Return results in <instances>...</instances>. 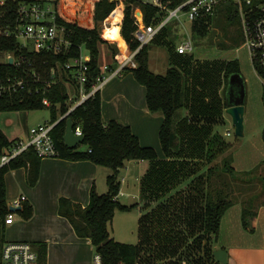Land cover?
<instances>
[{
    "label": "trees",
    "instance_id": "16d2710c",
    "mask_svg": "<svg viewBox=\"0 0 264 264\" xmlns=\"http://www.w3.org/2000/svg\"><path fill=\"white\" fill-rule=\"evenodd\" d=\"M133 2L134 0L125 1L120 23V34L125 41L127 52H132L138 46V41L133 34L135 30L132 17ZM116 5V0H97L90 2L86 9L73 17H67L62 13L60 5L56 4V20L64 27V35L69 39V45L65 47L62 44L59 50L50 46L39 52L27 51L28 76L21 73L20 70L16 72L19 78L27 80L25 87L0 97V111L48 108L50 110L49 122L60 119L51 131L53 142L58 151L57 157L67 160H89L111 169V173L106 176L108 189L105 193L98 194L92 186L89 202L85 207L68 198L61 197L58 209L60 215L69 220L78 236L90 238L95 252L101 255L102 264H183V262L185 264L189 261L191 252L189 244L185 246L188 237L185 227H189L191 231H195L198 227L197 234H194V242L199 249H202L203 256L197 258L196 264H221L215 260L213 250L221 218L225 211L233 204L239 203L242 226L252 231L253 219L257 215L259 207L264 206V160L249 170H235L232 166L231 153L224 154L230 149L231 144L220 134L211 131L214 126L223 122L221 108L228 106L229 76L236 73L242 78L239 63L235 59L228 60L223 64L221 68L225 95L224 98H220L212 93V97L216 98L213 102L216 103L210 104L209 100L204 101L208 94L195 88L203 87L202 79L197 80V84L195 83L191 87V85H187L189 80L177 66L171 65L164 74L151 71L148 66L150 44L143 46L136 53L134 57L137 63L136 67L125 68L124 71L132 72L134 78L145 87V102L148 110L160 112L163 115V121L159 128V141L163 154L169 159L160 160L153 147L141 145L138 137L127 124L116 119L103 121L99 90L69 111L70 107L80 98V86L75 76L76 66L71 65L69 60L78 58L81 55L82 47L88 51V77L83 87L86 92L89 91L100 75L98 67L99 44L106 42L100 36L98 24L109 15ZM141 8L146 24L155 22L163 15V12L148 4H141ZM233 10L235 7L232 3H224L218 7L217 14L222 12L229 20L233 17ZM116 14L117 16L113 15L112 17L118 20L120 11H116ZM213 17L208 16L193 22V32L198 36L205 34ZM170 29V26L167 25L160 32L163 30L164 37L168 36L167 45L171 56L180 57L184 54L174 51L175 45L171 44L173 37L170 36ZM117 31L116 26L105 28L103 36L108 40L114 39L117 36ZM119 45H123L121 39ZM0 46L14 49L15 43L13 40V42L9 41L5 44L0 39ZM253 66L264 81V66L255 63ZM2 68L15 72V69L8 64L3 65ZM33 71L39 74V80H35V76L32 75ZM242 81L244 83L243 78ZM68 83L73 87L72 93L76 94L73 98L68 89ZM44 98L48 101V105L43 103ZM187 98L188 101L192 100L194 103L197 99L200 104L196 103L195 108H191L189 111L190 120L185 118L183 125L187 127L188 133L196 138L198 136L195 135L205 128V133L210 137L204 142V157L210 163L215 157L221 155L220 163L208 166L204 178L199 177L203 185L200 189V200L191 198V194L187 193L185 199L182 197L180 199L182 206L179 208L180 210L177 209L178 213L174 212L179 207L178 205L171 209L168 206H161L162 202H160L141 217L139 242L133 244L113 239L110 236L108 224L115 211H127L135 207V204L124 205L116 198L120 189L119 172L125 161L131 159L155 161L158 170H161L163 174L162 183L158 180L154 187L158 188V195L153 196L149 189L154 186L153 182L155 181L150 174L144 175L142 178V192L147 194L149 201H157L161 194H167L166 196H170L169 199L172 198L171 202L173 203L180 193L178 190L175 195H172L169 190L175 185L174 180L180 182L184 178L182 175L187 173L186 169L190 164L195 163L190 161L195 158V155L203 156V152L200 155L203 150L199 147L190 150L189 158L181 157L186 153L180 146L183 137L178 134L177 123L180 122L178 121L179 113L184 108ZM262 102L264 108V87ZM67 118H71L73 129L76 126L80 127L83 135V141L74 147L66 146L63 141ZM197 118L202 119L201 126L197 125L196 122L199 121L196 120ZM205 121L207 122L205 123ZM262 139L264 141V128L262 129ZM13 140L0 130V151L3 146ZM81 145H85V147L81 148ZM40 159L34 150L29 148L9 164L0 167V253L5 243L3 237L5 217L10 212L5 194V174L10 169L24 166L28 182L34 184L38 177ZM191 171L194 170L191 169ZM166 177H169L168 181H164ZM173 196L176 198L174 199ZM17 212L22 218L27 219L32 215V205L24 201ZM163 215H167L168 218L163 219ZM204 239L207 240V243H203ZM35 264H45V249H39Z\"/></svg>",
    "mask_w": 264,
    "mask_h": 264
},
{
    "label": "crops",
    "instance_id": "0c3cea01",
    "mask_svg": "<svg viewBox=\"0 0 264 264\" xmlns=\"http://www.w3.org/2000/svg\"><path fill=\"white\" fill-rule=\"evenodd\" d=\"M120 39L123 42L122 46L119 45ZM101 44H107V46L111 47L112 53L109 55V60H107L104 55L105 52L99 48V69L103 65H109L111 68L117 66L123 54L126 52V44L120 34V25L114 40H106L105 43H100L99 46ZM165 57L167 65L164 67V71L159 74H164L166 69L173 65L172 63L175 61V56H171L170 53L165 54ZM85 58H89V54ZM151 60L152 58L148 51L149 69ZM219 71L223 77L222 68L219 67ZM131 73H127V71L121 72L119 75L107 80L100 88L102 119L104 122L116 119L127 124L131 131L138 137L141 145L153 147L160 160H168L169 158H166L163 154L159 141V128L163 121V115L160 112H150L148 110L145 102V87L139 84ZM221 82L224 85V78ZM204 101H208L207 97ZM198 103L200 104V102ZM195 105L196 103L194 101H188L187 98L184 108L179 113L180 118L178 121L180 122L177 123V130L178 134L183 137L182 141L186 140L188 134V129L183 125V121L185 118L190 120L189 111L191 108H195ZM225 108H221L222 119V110ZM196 120L200 121L196 122L200 126L202 119L197 118ZM213 129L215 130V126ZM213 129H211L212 132ZM0 130L9 139L24 135L22 130L14 131L15 133L10 134L11 136L6 134V131H4L6 129L3 130L0 128ZM143 163L144 160L140 159L125 161L122 168H132V173L138 183L139 190L138 193L124 191V185L127 184L131 172L125 171L122 175L119 173L120 189L116 196L120 203L127 206L135 204V207L138 208L139 213L136 216L137 223H135L137 225V240L135 242H127L133 244L139 242L141 237V217L156 204L162 202V197L167 195L161 194L159 200L149 201L147 194H143L142 178L146 170V165L143 167ZM109 173H111L110 168L97 165L89 160H67L59 157H44L40 159L36 182L30 184L27 180L26 168L24 166L10 169L5 174L7 204L11 206L14 198L24 194L26 196V202L32 205V215L24 219L17 211H14L13 222L10 224L5 223L4 230L9 234L7 238H4L5 242L15 240L30 241L37 255L39 249H45V264H92L95 247L89 237L78 236L69 220L63 215H60L58 211L59 199L61 197L68 198L72 202L85 207L89 202V194L92 186L98 194L107 191L106 176ZM121 196H131V198L139 197L140 201L126 203L125 200H120ZM132 209L117 211L129 213ZM239 210L241 213V205L235 203L223 214L219 232L214 243V249L223 248L226 250L227 264H264V206L259 207L257 215L253 219L252 231L240 226L241 214ZM117 211H115L113 218ZM167 218V215H163V219ZM232 218L234 219L231 222Z\"/></svg>",
    "mask_w": 264,
    "mask_h": 264
},
{
    "label": "rangeland",
    "instance_id": "374dc122",
    "mask_svg": "<svg viewBox=\"0 0 264 264\" xmlns=\"http://www.w3.org/2000/svg\"><path fill=\"white\" fill-rule=\"evenodd\" d=\"M44 6L46 7L47 3H45ZM71 7L72 11L69 9L70 7L67 8L62 5L63 11L66 10L65 13L70 14V16L72 17L74 14L73 9H77V13H79L83 10L81 8H84V6L81 4H72ZM236 10L237 9L235 8V10L232 11L233 17L229 20L226 19L222 12H219L216 16L213 17V21L208 31L200 36L193 32V22L189 21L184 15L181 16L182 25H180L179 22H177L175 19L171 20L168 25L171 28L170 36L173 37V41L171 42L172 45H176L186 37L192 38L193 41L192 51L187 55L184 54L180 57L176 56L174 58V63H171L173 64V66H177L183 72V74H185V78L189 80L187 82V85H191L192 87L197 82V80L202 79V81H204L202 84V88L198 89L197 87L199 86L197 85V87L195 88L198 91L202 90L203 92L205 91L206 94H208L207 99L209 100L210 104L216 103L213 102V100L216 98H214L215 96L212 97V93L217 95V97H219L220 95V98H224L225 95L224 85L221 82L223 77L219 71V67L221 68L223 64L228 60L236 59L238 61L241 76L244 80L243 84L245 93L243 103V135L238 136L235 134L231 116L225 111V109L222 110L223 122H221L219 125H216L215 130L213 129V131L220 134L228 143L231 144L230 149H228L224 154L231 153L233 160L232 165L235 167V170L245 171L253 168L258 162L264 160V141L262 139V129L264 128L262 91L264 87V81L255 72L249 55V51L243 43L240 20ZM77 13H75L74 15H76ZM98 28L103 34V25L101 24V22H99ZM162 31L158 33V35H156L154 40L150 43L149 54L152 58V60L150 61V69L155 73H162L164 71V67L167 65L165 54L167 55V53H170L169 47L167 45L168 36L164 37ZM99 48L101 51L105 52L103 53L106 59L109 60V55L112 53V48L107 46V44H101ZM87 54H89L88 51L85 49V47H82L81 56L85 58L87 57ZM158 59L160 60L159 62ZM165 61L166 63H164ZM73 62V59L69 60V63L71 65L73 64ZM122 72L125 71L123 70ZM127 73H130V71H127ZM68 89L70 91L71 97H75L76 94L72 93L73 87L70 83H68ZM195 103H198L197 99H195ZM49 118L50 110L48 108L37 110L0 111V128L3 130L6 129L4 131H6V134H8L9 136H11L10 134H14L15 132L21 130L25 134L31 126L42 123L44 121H48ZM206 122L207 121H205V123ZM25 129H27V131L24 132ZM227 131L229 132V134H226ZM205 132V128H202L201 132L195 135L198 136L197 138L188 133L186 140L182 141L180 146L181 149L185 150L184 152L186 153V157L181 155L182 158H189L188 154L190 150H195L199 147H201L203 150L200 152V155L203 152V156L198 157L195 155V158L190 160L195 163L193 165L190 164V166L188 167L189 169H186L187 173H182V176L184 178L181 179L180 182L174 180L177 184L175 183V185L169 188L172 195H175V192L180 190L178 198L172 203V198L169 199L170 196H164L162 197L163 200L161 206H168V208L170 207L171 209H174L178 205L179 207L174 211L178 213L177 209L182 206L180 199L181 197L185 199L187 193L191 194V198L200 200V189L203 185L201 184L199 177L202 176V178H204V174L208 166L216 163L219 164L221 158V155H218L212 162L208 163L206 161L204 157V142L210 136ZM80 147L84 148L85 145H81ZM144 166L146 167L144 175L150 174V176H153V179L155 180L153 182L154 186L150 187L149 189L151 190L152 195L156 196L158 195V188L154 187L156 186L158 180L162 183L163 174L161 170H158V166H156L155 161L144 160L143 167ZM124 169H120L119 173H121V175L125 171H131L128 177V182L124 185V191L138 193L139 186L132 173V168L130 169L128 167V169ZM191 169L194 171H191ZM168 180L169 177H166L164 181ZM173 197L174 199L176 198L175 196ZM120 200H125L126 203H134L140 201L139 197L131 198V196H121ZM138 213L139 211L137 207L133 208L129 213L117 211L115 217L112 218V220L108 224L110 236L113 239L121 242H135L137 240V225L135 223H137L136 216ZM233 219L234 218L231 219V222ZM240 226H242L241 222ZM197 228L195 229V231H191L189 227H185L186 231L188 232L185 246L189 244L191 251L189 254V261L185 264H196L197 258L199 256H203L202 249H199L196 242H194V234H197ZM8 236L9 234H7V232H5L4 230L3 237L7 238ZM203 243H207V240L204 239Z\"/></svg>",
    "mask_w": 264,
    "mask_h": 264
},
{
    "label": "built area",
    "instance_id": "2783aa9c",
    "mask_svg": "<svg viewBox=\"0 0 264 264\" xmlns=\"http://www.w3.org/2000/svg\"><path fill=\"white\" fill-rule=\"evenodd\" d=\"M93 1L97 0H0V39L5 44L9 41L13 42V40L15 43L14 49L0 46V97L25 87L27 80L22 77L19 78L16 72L20 70L21 73L28 76L27 51L39 52L50 46L59 50L62 44L65 47L69 45V39L64 35V27L58 24L56 20V4H59L62 13H65L66 10L63 11L62 5L67 8L70 7L69 9L72 11V4H81L84 6L81 9L84 10ZM116 1L117 5L101 21L103 30L113 26L118 28L121 23L126 0ZM45 3H47L46 7L44 6ZM224 3H232L237 9L243 43L249 51L252 64L264 66V1L134 0L132 3V17L135 24L133 34L138 41V46L132 52L126 51L116 67L111 68L109 65H103L100 69V75L87 92L84 90L83 84L88 77L87 60L89 58H83L81 55L75 58L73 64L76 66L75 76L81 94L76 104H80L86 98L93 96L107 80L119 75L125 68L136 67L137 63L134 59L136 53L143 46L150 44L160 30L167 26L171 20L175 19L182 25L181 16L184 15L189 21L197 22L202 18L215 16L218 7ZM141 4H148L157 8L163 12L162 17L153 23L146 24L143 19ZM116 11H120V15L117 17L118 20L112 17L113 15L117 16ZM73 12L75 14L78 10L73 9ZM65 16L72 17L70 14ZM100 36L108 40L101 31ZM192 49L193 41L190 37L184 38L175 45L178 54H189ZM10 60L11 62H9ZM5 64L12 66L15 72L3 70L2 66ZM32 75L35 76V80H39V74L36 71H33ZM43 103L48 105L45 98ZM74 106L75 104L70 107L69 111ZM58 120L31 126L23 136L14 138L11 143L3 146L0 151V167L9 164L29 148H32L39 158L57 157L58 151L53 142L51 131ZM73 130L76 135L82 134L79 126H76ZM226 134H229V132L227 131ZM24 201H26V196L21 194L12 200L11 206L20 207ZM13 219L14 211H10L5 217V223L10 224ZM36 261L37 253L30 241H7L2 246L0 264H35ZM92 264H102V258L98 252L93 253Z\"/></svg>",
    "mask_w": 264,
    "mask_h": 264
},
{
    "label": "water",
    "instance_id": "95a60500",
    "mask_svg": "<svg viewBox=\"0 0 264 264\" xmlns=\"http://www.w3.org/2000/svg\"><path fill=\"white\" fill-rule=\"evenodd\" d=\"M11 62V60L9 61ZM244 84L239 74H231L228 79L227 90V103L228 106L225 111L231 116L235 134L238 136L243 135V103H244ZM78 104H75L76 107ZM60 120V119H59ZM58 120V121H59ZM63 141L66 146L74 147L83 141V135H76L73 130V124L71 118L66 119ZM21 207V206H20ZM20 207L8 206L10 211H17ZM213 256L216 261L221 264L227 262V252L223 248H215L213 250Z\"/></svg>",
    "mask_w": 264,
    "mask_h": 264
}]
</instances>
